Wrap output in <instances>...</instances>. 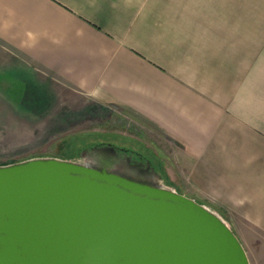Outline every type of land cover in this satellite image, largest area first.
Returning <instances> with one entry per match:
<instances>
[{"label":"crops","instance_id":"1","mask_svg":"<svg viewBox=\"0 0 264 264\" xmlns=\"http://www.w3.org/2000/svg\"><path fill=\"white\" fill-rule=\"evenodd\" d=\"M240 8L0 0V88L24 89L28 104L75 92L147 121L184 152L216 211L235 217L250 263L264 264V31Z\"/></svg>","mask_w":264,"mask_h":264},{"label":"water","instance_id":"2","mask_svg":"<svg viewBox=\"0 0 264 264\" xmlns=\"http://www.w3.org/2000/svg\"><path fill=\"white\" fill-rule=\"evenodd\" d=\"M118 148L0 163V264H251L222 215Z\"/></svg>","mask_w":264,"mask_h":264},{"label":"rangeland","instance_id":"3","mask_svg":"<svg viewBox=\"0 0 264 264\" xmlns=\"http://www.w3.org/2000/svg\"><path fill=\"white\" fill-rule=\"evenodd\" d=\"M240 7V14L244 10V14L255 15L256 30L264 31V0H240ZM23 90L0 88V163L48 155L79 159L84 149L111 143L151 160L166 185L201 203L199 197L209 196L190 178L184 152L147 121L117 107L88 102L75 92L58 96V100L44 97L41 101L45 103H21ZM205 200L204 204L217 210L214 198ZM222 216L232 225L235 217Z\"/></svg>","mask_w":264,"mask_h":264},{"label":"flooded vegetation","instance_id":"4","mask_svg":"<svg viewBox=\"0 0 264 264\" xmlns=\"http://www.w3.org/2000/svg\"><path fill=\"white\" fill-rule=\"evenodd\" d=\"M91 148V147H90ZM118 151H119V154H120V156L121 157H125L126 155L128 156H131V158H132V162L133 163H145L147 160H149V159H147V158H144V157H142L139 153H136V154H134V153H132V152H128V151H126L125 149H122V148H118L117 149ZM109 161H111V160H109ZM112 162V161H111ZM150 162H152L151 160H150ZM153 164V163H152ZM154 165V164H153ZM155 166V165H154ZM156 167V166H155ZM157 168V167H156Z\"/></svg>","mask_w":264,"mask_h":264}]
</instances>
